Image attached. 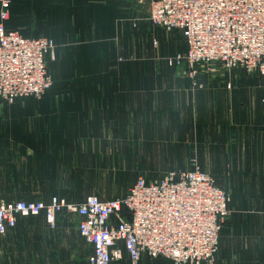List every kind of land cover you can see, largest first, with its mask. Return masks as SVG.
<instances>
[{
	"label": "rangeland",
	"instance_id": "374dc122",
	"mask_svg": "<svg viewBox=\"0 0 264 264\" xmlns=\"http://www.w3.org/2000/svg\"><path fill=\"white\" fill-rule=\"evenodd\" d=\"M96 1L11 0L7 25L9 29L28 36L47 37L55 42L53 52L47 57L53 85L46 93H91L92 85L84 83L85 79L107 76L108 72L103 68L109 60L117 71H111V76H116L118 80L124 78L119 87L124 90L131 86L134 94L145 92L151 96L177 93L180 96L189 93V88H183L181 78L175 77V74L181 76V72L191 79L192 87L203 86L197 81L199 65L194 75L190 74L188 68L184 72L180 66L177 68L178 72H175L168 67L170 63L174 64L172 60L178 64L177 57L183 55V38L180 33L160 27L162 31L149 33V43H160L164 56L157 57L149 48L148 53L142 55L144 58H140L138 53L132 52L133 46L142 47L143 43L146 44L147 37L142 38L143 34L138 30V20L120 19L127 4L116 0V8L121 10L118 19L111 20L113 16L103 10L104 19L100 20L95 19L101 12L99 5H95ZM132 3L133 14L139 15L145 14L152 5L151 0H133ZM134 17L136 18L135 15ZM145 23L148 24L149 21ZM129 25L131 30L127 29ZM162 35L163 42L160 39ZM123 51L133 54L123 55ZM177 52L178 55L173 56ZM158 62L159 69L156 65ZM145 63L149 67L146 70L147 75L135 67V64ZM219 69L224 73L229 72L223 66ZM244 70L248 74L257 72L246 68ZM257 82L254 84L251 80H245L242 85L235 87L232 96L240 99L244 95L246 106L250 103L248 99L256 93L263 98L262 76ZM255 107L263 108L264 105L257 103ZM72 109L67 112V118L62 117L65 123L77 127L82 126L85 121L90 125L94 122L95 118L84 116L79 111V106ZM154 112L141 113L133 110L129 117V121L133 120L134 123L130 133L111 130L110 133L101 132L98 139V134L95 133L94 140L82 138L84 133L71 134L72 139L67 147L53 148L52 156L45 159L34 158V150L29 148L18 150L19 154L15 155L16 150H12V143L3 139L2 142L6 144L0 143V201L28 200L49 203L54 198H59L68 203H79L90 195H96L101 200L122 198L133 186L134 178L143 176L154 179L161 177L164 170L190 169L192 160L196 159L202 170L214 179L229 198V215L220 235L221 240L235 235L231 224L239 220L238 210L241 207L255 208V214L253 212L251 215L258 217V220H264V174L262 179H238V161L227 158L226 145L224 154L219 123L214 127L215 132H208L206 125L199 123L203 117L199 116L197 110L191 113L192 125H177L186 121L189 116L180 110L175 112L174 118H166L164 115L167 114ZM48 113L41 112L40 115L43 118L50 115L52 120L60 119L57 112ZM172 114L170 112L169 116ZM157 115L159 124L156 122ZM12 116L17 120H24L25 123H34L36 114L15 108L10 112L5 111L4 116L0 113V124L11 123L8 121ZM165 120L177 123L164 124ZM110 126L119 130L120 124ZM168 128H174L175 131L171 133ZM0 136L9 138V134L0 133ZM173 137L177 139L176 142H173ZM165 142H173L177 146L172 148L170 143L167 147ZM43 161L48 163H41ZM254 188L258 193L260 190L262 192L256 196L239 195L241 192L250 193ZM42 215L23 218L17 228L5 236H0V264H88L92 247L79 235L77 216L62 211L57 215L55 227H51ZM220 246L214 264H221ZM114 264H128L127 254L124 252L123 259ZM141 264L172 263L164 258H144Z\"/></svg>",
	"mask_w": 264,
	"mask_h": 264
},
{
	"label": "built area",
	"instance_id": "2783aa9c",
	"mask_svg": "<svg viewBox=\"0 0 264 264\" xmlns=\"http://www.w3.org/2000/svg\"><path fill=\"white\" fill-rule=\"evenodd\" d=\"M0 7V100L41 99L53 85L47 56L55 42L9 31L11 0H0ZM150 20L183 34L188 50L177 61H185L190 74L200 64L219 62L228 71L257 70L264 79V0H153ZM228 207L229 198L193 159L190 169L159 180L140 177L122 198L0 201V235L20 219L41 214L55 227L57 215L66 210L77 216L79 235L92 247L89 264H114L124 252L129 264H140L143 256L214 264Z\"/></svg>",
	"mask_w": 264,
	"mask_h": 264
},
{
	"label": "crops",
	"instance_id": "0c3cea01",
	"mask_svg": "<svg viewBox=\"0 0 264 264\" xmlns=\"http://www.w3.org/2000/svg\"><path fill=\"white\" fill-rule=\"evenodd\" d=\"M132 2L133 0H119V3L127 4L126 10L121 12V10L116 8V4L118 3L116 0H97L95 5H99L101 12L99 16H95V19H104L103 10H106L108 15L113 16L111 20L118 19L117 16H119L121 12V20L131 21L132 19H136L139 21L138 30L143 34L142 38L144 36L147 37L149 33L152 34V32L156 33V31L161 30V27H156V25L150 21L151 9L145 11L143 15L133 14ZM151 2H153V0H151ZM8 21L6 22V26L8 25ZM146 21H149V23L146 24ZM7 29L9 31H17L15 29H9L8 27ZM127 29L131 30V26L129 25ZM173 32L181 34L183 38L182 56H185L188 50L187 42L180 31L173 30ZM19 33L24 37L39 38L28 36L21 32ZM160 39L161 41L164 39L163 35ZM142 45L143 46L140 48L138 46H133L132 50L133 53L135 52L134 54L138 53L140 58H144L142 55L147 54L149 48L157 57L159 56L160 58L164 56V51L160 48V43L156 42L151 44L147 37L146 44L143 43ZM178 53L179 52L173 56H177ZM126 54L130 53L123 51V55ZM172 61L174 64H166H169L168 67L175 70V72H178L177 68L180 66L184 72L187 70L188 66L185 61L181 64L175 63L174 60ZM156 65L158 66L157 69H159V62ZM221 66L219 62L199 65V76L197 81L203 86L196 88L192 87L191 79L184 76L182 72L180 73L181 76L175 74L176 79L181 78L180 80H182L183 88L190 89L191 92L189 93H184L180 96L176 95L177 93H159L149 96L148 93L145 92L134 94L131 86L122 90L119 86H121L120 81H124V78L118 80L116 76H111V71L116 73L117 71L113 63L109 60L105 63L103 68L108 72L107 76L93 77L91 80L85 79L86 82L84 83L92 85L91 93H46L41 99L26 97L22 99V101H16L14 105H10L9 103L5 105L3 104L5 102L0 100V113H2L3 116L5 111L10 112V110L15 108L21 110L26 109L36 114L34 123H25L24 120H17V118L12 116V119L8 121L11 123L6 125L0 124V133L9 134V138H1L2 136H0V143L3 139L4 141L9 140V142L12 143V150H16L15 155L19 154V152H17L18 150L29 148L34 150V158L45 159L52 156L53 148L67 147V143L72 139L71 134L76 132L84 133L85 135H83L82 138L88 137L92 140L95 138L93 134L97 133L98 135L96 138L98 139L101 132L110 133L111 130L130 133L134 123L133 120L129 121V117L133 110L140 111L141 113H148V111H155L156 114L164 113L167 114L164 115L166 118H174L176 116L175 112L179 110L187 113V115L189 114L186 121L177 125H192L193 118L191 113L197 110L199 116L203 117V120L199 123L206 125L208 132H215L214 127L218 123L221 126V144L223 148L225 145L227 146V158L232 161L235 159L239 164V168L236 170L238 179L243 181H248L255 177V179H262V175L264 174V107L256 108L255 106L257 103L261 105L263 103L264 105V97L261 98V96L256 93L248 99L250 103L247 102L248 105L246 106L244 95L241 96L240 99H236V97L234 98L232 96L233 93H235L236 86L239 87L245 80H251L254 84H257V81H260L261 74L259 71L254 74H248L242 66H238L224 73L221 70L222 68L219 69ZM135 67L140 68V70L144 71L145 75H147L148 72L146 70L149 69V67L146 63L144 65L135 64ZM118 87L120 88L119 91ZM75 101H77V103H75ZM76 106H79V111L82 112L84 116L95 118L91 125L87 124L85 121L82 126L77 125L76 127L62 120V117L67 118V112L72 111V108ZM41 112L44 114L48 112V114L57 112L60 119L52 120V116L50 115H45L43 118V116L40 115ZM170 112L173 113L171 116H169ZM156 122L159 124L158 115L156 117ZM117 123L120 124L119 130L117 128L112 129L110 125L116 126ZM163 123L176 124L177 122L165 120ZM141 129H144L143 126H141ZM168 129L171 133L175 131L174 128ZM223 134L226 135L223 136ZM172 140L173 142L177 141L175 137H173ZM173 142H170L171 144L169 142L165 143H167V147L170 144V147L173 148L177 146L173 144ZM2 143L6 144V142ZM232 148H235L236 151ZM31 152L33 153V151ZM41 163L47 164L48 162L43 161ZM176 171H178V169H176ZM169 172L172 171L164 170L161 172V177L154 179L139 176L134 178V181L136 182L140 177H143L147 181L159 180ZM256 188L253 189V191L255 190V194L251 190L252 192L250 193L241 192L239 195L256 196V194L262 192V190H260V193H258ZM243 191L246 190L243 189ZM239 209H241L238 210L239 220L233 225L231 224L232 232H234L235 235L228 236L222 240L220 238V263L264 264V220H258V217L252 216L255 214V208L243 209L241 207ZM254 217L257 219H254ZM129 263L128 258V264ZM202 264L207 263L203 262Z\"/></svg>",
	"mask_w": 264,
	"mask_h": 264
},
{
	"label": "trees",
	"instance_id": "16d2710c",
	"mask_svg": "<svg viewBox=\"0 0 264 264\" xmlns=\"http://www.w3.org/2000/svg\"><path fill=\"white\" fill-rule=\"evenodd\" d=\"M48 56H49V55H48ZM48 56H47V57H48ZM27 201H28V200H27ZM64 211L66 212V210H64ZM41 215H42V214H41ZM33 217H34V216H33ZM27 218H29V217H27ZM24 219H26V218H24ZM20 220H21V219H20ZM20 220H19V222H18V225H19V223H20ZM18 225H17V227H18ZM17 227H16V228H17ZM14 229H15V228H14ZM14 229H11V230H14ZM8 233H9V232H8ZM8 233H7V234H8ZM7 234H6V235H7ZM145 257L148 258V259L150 258V257H148V256H143V258H142L140 264L142 263V261H143V259H144ZM159 258H164V257H159ZM164 259H166V258H164ZM167 260H169V259H167ZM169 261L173 264V262H172L171 260H169ZM88 264H89V263H88Z\"/></svg>",
	"mask_w": 264,
	"mask_h": 264
}]
</instances>
